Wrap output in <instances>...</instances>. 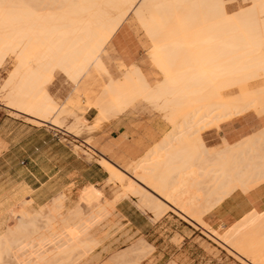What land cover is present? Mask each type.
<instances>
[{
	"label": "bare ground",
	"instance_id": "1",
	"mask_svg": "<svg viewBox=\"0 0 264 264\" xmlns=\"http://www.w3.org/2000/svg\"><path fill=\"white\" fill-rule=\"evenodd\" d=\"M248 2L230 14L228 0H0V66L10 53L18 59L3 85L9 105L32 114L38 123L63 126L47 86L54 72L59 69L78 83L97 69L107 74L105 86L90 106L80 109H95L98 116L88 124L85 113L75 115L71 109L74 120L68 130L80 134L81 127L113 119L138 98L159 112L172 113L173 125L124 171L100 161L110 173L109 183L118 181L124 188L115 199L106 200L101 189L89 184L70 205L64 193L45 206H34L33 199L11 205L10 222L0 231V261L15 247L31 248L56 238L63 239L64 252L72 251V245L66 247L74 241L94 251L102 243L97 225L108 218L115 200L133 194L156 217L165 211L162 205L187 213L253 264H264L263 210H250L223 232L203 218L233 192L264 183V127L235 143L223 138L220 149L209 148L202 138V131L250 110L264 114V85L224 95L264 75V0ZM131 12L150 37L151 57L163 75L155 87L136 63L129 65L123 79H115L102 58ZM136 176L165 198L146 189ZM151 246L141 240L131 250ZM117 254L110 260L126 258L129 250ZM90 258L88 264H101Z\"/></svg>",
	"mask_w": 264,
	"mask_h": 264
},
{
	"label": "crops",
	"instance_id": "2",
	"mask_svg": "<svg viewBox=\"0 0 264 264\" xmlns=\"http://www.w3.org/2000/svg\"><path fill=\"white\" fill-rule=\"evenodd\" d=\"M148 38L151 42L149 36ZM112 44L116 49V53L120 54L122 61L128 66L127 70L131 63H136L135 65L141 69L151 87L157 86L162 81L163 75L158 66L155 65V62V64L152 63L162 75V78L157 79L155 82L147 76L146 72L138 64L142 56V47L130 31L123 28V26L120 27L113 37ZM105 51L106 48L102 53L104 62ZM151 51L150 59L152 61ZM124 73L121 78H114L123 79ZM138 100H142V98H138ZM133 104L117 117L101 122L102 126L95 132V143H87L85 145L86 152L92 156V160L86 159L85 154L80 155L77 153L71 143L64 141V135L67 134L64 131L71 133L64 126L61 127V125H56L49 121L39 122V124L44 126L29 124L31 127L27 130L25 137L19 142L5 140L6 148L0 152V172L2 169H5V171L0 176V180L4 175L6 187L12 183L14 185L13 189L20 187L27 191L26 197L33 199L35 205H45L63 191L68 196L78 195L77 190L89 184L104 187L106 194L112 197V193L104 186L108 182L110 173L100 161L104 159L114 167L124 171L126 169L120 168L123 162H127V164L131 162L129 166L132 165L154 147L165 136L164 134L173 129L168 121L163 118L166 111L165 113L134 111L131 109ZM9 107L17 113L28 115L29 119L38 123L36 121L37 118L32 114L19 111L12 106ZM166 114L165 116L171 115V113ZM97 116V111L94 109H90L84 114L88 124H94ZM263 127L264 114L223 121L220 123L219 128H211H216L214 129V135L217 138L211 146L220 145L221 142L223 143V138L228 143H235ZM142 185L146 187L145 184L142 183ZM147 188L150 191V187L147 186ZM151 192L157 194L153 190ZM235 192L227 197L228 199L226 198L221 204L214 207L215 209L213 208L204 214V220L213 228L218 230L223 227L227 228L250 210L264 211V183L247 192L240 190ZM134 197L138 200H134ZM138 201L139 198L137 196H131L116 203L115 212L121 220L118 225H108L107 227H122L113 235L112 232L108 234L109 239L106 241L109 245L108 248H112L116 244L126 247L131 241L130 237L132 239L143 237L148 243H154L156 248L165 250L168 247H174L171 240L175 236V231L173 230L175 226H177V232L182 238L178 246L186 243L192 234L195 233L193 230L188 235L181 230V223L186 221L179 219V215L171 207L169 208L172 210H165L164 214L162 213L158 218L151 209L139 207L136 203ZM185 218L190 220L187 217ZM177 221H179V224L176 225ZM196 226L201 229V226Z\"/></svg>",
	"mask_w": 264,
	"mask_h": 264
},
{
	"label": "rangeland",
	"instance_id": "3",
	"mask_svg": "<svg viewBox=\"0 0 264 264\" xmlns=\"http://www.w3.org/2000/svg\"><path fill=\"white\" fill-rule=\"evenodd\" d=\"M228 1H230V3L227 4V11L229 13L235 12L240 7L247 6L249 5V3H251L248 2L250 0L248 1L228 0ZM122 26L123 28L130 31L140 42V45L142 47V56L139 59L138 64L143 68L147 76H149V78L153 82H155L157 79H161L162 75L160 71L155 66L156 64L154 63V61L153 60L151 61L150 59L151 42L146 34L144 27L142 26L140 20L138 19V17L135 15L134 12H131L129 14L127 19L122 24ZM112 41L113 39L106 47V51L104 52V59L111 75L117 78L122 76V74L127 70L128 66L124 64L120 54L116 53V49L114 48ZM1 65L2 66H0V152L4 151L6 148V143H5L6 139L10 141L14 140L16 142H19L21 139H23V137H25L27 130L31 127L30 125L44 126L43 124H39L32 121L31 119H29V116L24 113H17L15 110L11 109L9 107L11 105L7 103L6 100L7 91L6 89L4 90L3 85L10 77V74L14 72L13 70L17 67L18 65L17 57L12 53H10L6 56L4 62ZM103 73L104 72H101L100 70L91 69L90 72L86 74L78 83H75L69 80L61 70L58 69L54 72L51 80L52 82L51 83L49 82L47 86L49 92L53 95L55 101H57V104L59 105L58 109L59 108L60 109L57 112V116L62 121L63 123L62 125L66 129H67L66 126L71 125V123L74 120L73 118L74 116L72 114L75 115L84 114L87 111H89V109L87 111L84 110L82 111V109L80 108H86L90 106V103L94 101V98L98 97L102 88L105 86V82L107 81L108 78L107 74L105 73L103 74ZM261 77L263 78L255 79L253 82H250L249 84L227 90L224 92V95L226 97H231L233 95L236 96L238 93L264 85V75H262ZM3 90L6 92H4ZM71 109L74 112L71 111ZM131 109L134 111H151L158 113L163 112L161 110L159 112V109H156V107L154 106L152 107L151 104L142 100L136 101ZM257 115L258 114L256 113V111L250 110L234 119L243 118V117L244 118L254 117ZM171 116L172 113L169 116L163 115V118L168 121V123L171 125L172 128L173 126L171 124L172 120H170ZM100 126L101 124L98 123L96 126L94 125L89 129L87 127L85 128L81 127V129L82 128L83 129L82 130L79 129L78 132L80 131L83 132H81L80 134L76 133L75 131L73 133L69 129L71 133L64 131L68 135L65 134L64 135L65 138L63 139L66 143H71L72 147L77 153H79L80 155L85 154L86 159L92 160L93 159L92 156L88 153H85L86 152L85 145L87 143L88 144L95 143L94 142V136L96 134L95 132L98 129H100ZM210 129L211 128H209L208 131L204 130L205 132L203 131L204 136L202 132V137L205 141V144L211 149L212 148L220 149L221 147H223L222 142L218 146L215 147L211 146L213 145L214 141H216L217 138L214 135V129L216 128L211 130ZM89 130H93L92 133ZM130 163L127 164V162H123L122 167L120 168L127 169ZM4 171L5 169H2V171L0 172V176L3 174ZM136 178H138L146 186L150 187L151 189H153L154 191H156L158 194H160L162 197L165 198V196L156 189H154L151 186V184L145 182L144 180L140 179L137 176ZM5 184H6L5 176L3 175L0 180V231L4 230L8 222H10L7 209L14 203L20 202V200L22 201L28 199L26 197L27 191H25L24 189L20 187L13 189L14 185L12 183H10L7 187L5 186ZM86 186L87 185H85L84 187ZM104 186L107 187L109 191L112 193V197L106 194L104 187H97V188L103 191L106 200L115 199L119 191H123L124 189L122 184L118 181H112L110 183L108 181L104 184ZM81 189L82 188L77 190L78 195L74 194L73 196H68V194L64 191L61 192L62 194L64 193L69 197V199L66 202L67 205L74 203L78 199L79 193H81L82 191ZM192 191H193L192 195L196 194V189H193ZM131 196H136V195L130 194L128 197H124V198H130ZM120 200L114 201V205L111 206L114 209H111V207L109 208L112 210V211L110 210L111 215L109 214L108 218H106L107 216L103 218L102 219L103 221H101L100 224L97 225V227L101 230L100 236L102 238V243L100 245L98 244L99 246H97L94 251H90V249L85 246L80 247V243L74 241L71 244H69V246L66 247L68 248L70 247V245H72L71 246L72 251L64 252L63 251L64 248H62L63 246L62 244L64 243L63 239L56 238L50 241L45 240V241L36 242L34 246L31 248L22 247L21 249H19L15 247L13 248V251L11 253L9 254L4 253L3 260L0 261V264H49V263L50 264H88L89 259H86V257L89 255L91 256V258H95L93 263L100 262L101 264H107V263L124 264V262H127L128 264H174V263L175 264H253L252 262L247 260L244 256L239 254V252H237L229 244H227L223 240H220L219 238L217 239V237H215L211 233L210 228H208L204 224L195 222L197 220L195 218H194L195 221H193L192 220L193 216L189 215L192 218L190 220L193 221L191 222L190 220L185 218V217L190 218L189 216H187L188 215L187 213L184 215L181 212L177 211L176 209L173 211L179 215L178 218L182 219V221L183 219L184 221H186L184 223H181L180 225L181 230L186 232L188 235H190L193 232V230L195 231V233L192 234L191 238L186 243L178 246L182 238L177 232L178 231V229H176L177 226H175L173 229L175 231L174 233L175 236L171 240L172 243L174 244V247H168L165 250L161 248L160 249L156 248L154 243H152L151 241H150L151 243H148L143 237H141L142 239L141 238L132 239V237H130L129 239H131V241L128 243L126 247H122L121 245L116 244L112 248H108L109 245L106 243V241L109 239L108 234L112 232L113 235L116 231H118L122 227V226H120L119 228L107 227L108 225L116 226L121 220V218L118 217L117 213L115 212L116 208L114 207L116 206V203ZM134 200H138V199L134 197ZM195 202L198 203L197 200ZM48 203H46L45 205H47ZM136 203L141 208L146 207L139 201ZM33 205L37 206L35 204ZM167 206L168 205H162L163 209L161 210L162 211L172 210ZM164 207L167 209H164ZM176 211L179 213H177ZM177 224H179V221L176 222V225ZM196 225L201 226L200 228L202 230L199 229ZM225 229L226 228H220L219 232H223ZM141 240H145V243L151 244L153 248L151 246L145 250H139V249L131 250L133 249L132 247L134 246L137 248V246L141 243ZM121 250L122 252L123 250L124 251L129 250V255L124 259H120L118 261H111L110 259H112V257H115V254L122 253L119 252ZM114 251L117 252L114 253ZM112 254L114 255L112 256ZM44 257L47 258L44 259Z\"/></svg>",
	"mask_w": 264,
	"mask_h": 264
}]
</instances>
